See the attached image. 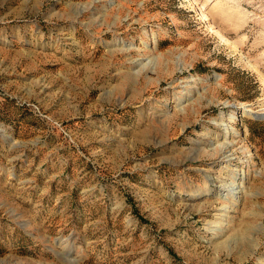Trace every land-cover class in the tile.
<instances>
[{"label": "rangeland", "instance_id": "obj_1", "mask_svg": "<svg viewBox=\"0 0 264 264\" xmlns=\"http://www.w3.org/2000/svg\"><path fill=\"white\" fill-rule=\"evenodd\" d=\"M191 1L0 0V264H264V0Z\"/></svg>", "mask_w": 264, "mask_h": 264}, {"label": "bare ground", "instance_id": "obj_2", "mask_svg": "<svg viewBox=\"0 0 264 264\" xmlns=\"http://www.w3.org/2000/svg\"><path fill=\"white\" fill-rule=\"evenodd\" d=\"M190 2H193V1L190 0ZM210 30L214 31L215 34L219 35V39H222L224 42H227L226 37H225L224 35H222V33H221L219 30L214 29V28H212L211 26H210ZM244 111H250V110H249L248 108H245ZM221 124L225 125V127L228 128V123H227V122H223V123H221ZM227 132H228V130L226 129V130L224 131V133L222 134V136H223V137H226Z\"/></svg>", "mask_w": 264, "mask_h": 264}]
</instances>
